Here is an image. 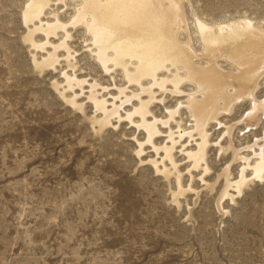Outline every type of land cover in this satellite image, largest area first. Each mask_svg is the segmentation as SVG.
Masks as SVG:
<instances>
[{
    "label": "rangeland",
    "instance_id": "1",
    "mask_svg": "<svg viewBox=\"0 0 264 264\" xmlns=\"http://www.w3.org/2000/svg\"><path fill=\"white\" fill-rule=\"evenodd\" d=\"M29 1L0 0V264H264V173L252 177L241 157L252 165L255 152L264 157V111L249 119L251 99L234 101L207 125L205 162L193 166L186 152L196 142L184 136L173 149L174 168L163 146L171 144L169 129L177 135L179 126L194 128L184 105L194 83L183 81L179 93L170 82L152 86L147 119L163 123L177 111L168 126L157 122L160 133L150 141L140 115L126 116L138 104L139 86L119 66L105 70L84 25H67L70 61L59 47L55 68L36 64L51 45H32L31 38H47L39 29L30 33ZM179 1V38L190 42L198 65L210 57L198 21L249 19L264 32V0ZM76 3L52 0L42 20H53L55 11L68 23ZM59 34H49L50 42ZM227 49L215 52L217 63L234 73ZM64 71L88 80L84 93L75 87L78 104L68 100L74 92L64 90ZM259 76L255 96L263 100L264 72ZM92 82L109 108L121 106L120 118L101 123L103 113L88 96ZM125 95L133 97L123 104ZM244 166L251 178L241 193L228 186L224 195L227 177L238 180Z\"/></svg>",
    "mask_w": 264,
    "mask_h": 264
},
{
    "label": "bare ground",
    "instance_id": "2",
    "mask_svg": "<svg viewBox=\"0 0 264 264\" xmlns=\"http://www.w3.org/2000/svg\"><path fill=\"white\" fill-rule=\"evenodd\" d=\"M58 1L63 2L64 0ZM76 1L74 14L68 23L61 21L55 11L51 14L53 20H42V15L46 14L47 8L51 9L52 0H30L27 4L24 18L27 23L31 22L33 24L30 33L32 34L33 31L39 29L46 34L47 38L44 43H36L31 38L32 45L43 47L42 49H45L47 43L51 45V49H47L46 55L41 61L35 58L36 64L55 68L60 61L57 52L59 47L67 52L66 57L69 60L71 49L68 39L71 34L67 25L76 23L84 25L91 36L93 52L98 56L105 70L119 66L123 69L128 82H133L139 86L140 91L136 94L133 93V96L138 100V104L126 116L131 119L134 114L140 115L139 125L146 129L150 141L156 133H160L157 126L160 119L155 118L151 121L147 119L148 114L151 113L149 104L153 97L152 86L156 85L160 89H164L166 82H170L173 86L170 90L179 93L181 91L180 84L183 81H192L196 86V90L187 93L186 103L183 104L194 120V128L188 130L189 128L184 129L182 127L183 129H181V126H179V128L177 127V135H175L174 130L169 129L171 144L163 146L164 158L170 160L174 168L177 164L174 160L173 149L184 136L190 137L192 140L194 138L196 142V150L191 149L186 152L188 158L193 161V166L201 164L202 161L205 162L206 147L210 144L207 125L211 120H216L221 111L230 108L234 101L245 97L251 99L252 107L246 114L250 117L249 119L254 118L258 110L264 111V99L259 100L255 96L258 77L264 72V32H261L262 29L256 28L257 26L251 20L234 19L227 23H219L216 26H214L215 24L210 25L198 21L199 35L204 45V51H202L210 55V57L206 55L209 57L208 60L204 59L205 57L202 58L206 62L205 65H198L193 60L194 49L191 47L190 42H183L179 38L180 32L184 30L183 24H185L179 0ZM59 31H61V34H59ZM49 34H53V36L59 34L60 41L58 43L50 42ZM222 49L228 50L225 53L227 55L223 52L227 56L224 58L233 61L237 67L236 72H228L217 63L218 58H216L215 52L222 51ZM203 55L205 56V54ZM160 71L166 72V75H161ZM63 74L66 78L64 90L69 89L74 92L75 87H80L81 92H83L84 83H88L87 79H80L76 74H69L66 71ZM144 80H148V82L145 83ZM89 85L90 91L88 92H90V95L88 96L94 102L96 110H101L103 113V118L99 119L101 123L108 122L112 115L120 118L118 107L121 106L112 102V108H109L110 103L107 99L100 98L98 95V83L92 82ZM123 89H119L122 92L121 94L125 93ZM143 92L147 93L149 98L144 99L141 95ZM78 95L74 92L72 98L68 100L78 104L76 101ZM133 96L125 95V99H121L123 104ZM124 100L127 101L124 102ZM179 103L182 105L181 102ZM176 111L177 109L169 110L170 117L160 123L169 124V120L174 118ZM255 154L257 159L253 165L250 164L249 158H246V156L241 157L247 159V166L252 168V177L262 178L264 157L261 152H255ZM245 167H243L238 180L232 181L227 177L224 195L228 192V186H234L231 188H236L235 190L241 193V185L248 178H251L244 173ZM204 168L205 170L208 169L206 166Z\"/></svg>",
    "mask_w": 264,
    "mask_h": 264
}]
</instances>
